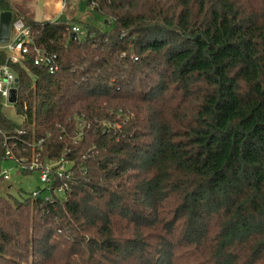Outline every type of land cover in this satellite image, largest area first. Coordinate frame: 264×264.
Segmentation results:
<instances>
[{
  "label": "trees",
  "instance_id": "trees-1",
  "mask_svg": "<svg viewBox=\"0 0 264 264\" xmlns=\"http://www.w3.org/2000/svg\"><path fill=\"white\" fill-rule=\"evenodd\" d=\"M83 1L109 30L72 32V0L54 22L0 0L33 40L23 65L0 54V164L4 140L70 164L44 199L0 195V264H264V0Z\"/></svg>",
  "mask_w": 264,
  "mask_h": 264
},
{
  "label": "built area",
  "instance_id": "built-area-1",
  "mask_svg": "<svg viewBox=\"0 0 264 264\" xmlns=\"http://www.w3.org/2000/svg\"><path fill=\"white\" fill-rule=\"evenodd\" d=\"M66 7V0H63V8ZM72 32L80 33L78 27H73ZM33 45V40L30 35V29L25 25L22 19L12 20L9 40L6 44H0V54L3 53L7 60L13 64L23 65L30 55V46ZM33 65L37 67H44L50 74L58 71V66L55 64V57L49 56L44 50L34 49ZM12 90L18 93V81L14 73L6 66L0 65V101L5 99L9 101V96ZM2 107V105H1ZM0 107V108H1ZM3 108V107H2ZM4 109V108H3ZM42 141L31 146L32 150H41ZM2 147L4 148L3 160H13L17 164L20 172L30 173L32 171L38 172L39 181L45 186L46 191H50L56 180H66L69 177L66 164L68 162L62 159L56 161H40L37 157L32 156L28 161L25 158L17 159L12 148L8 146L7 140H4ZM17 153H19L17 151ZM8 176L5 172L0 171V184L8 181ZM67 188V184L59 185L55 189V194H62ZM38 197V192L31 195Z\"/></svg>",
  "mask_w": 264,
  "mask_h": 264
},
{
  "label": "rangeland",
  "instance_id": "rangeland-1",
  "mask_svg": "<svg viewBox=\"0 0 264 264\" xmlns=\"http://www.w3.org/2000/svg\"><path fill=\"white\" fill-rule=\"evenodd\" d=\"M70 7L71 10L69 12V16H73L76 20L75 27L79 28L80 37L84 35L86 28L85 22L89 25L96 26L101 31H107L110 29V27L106 26L101 19L96 17L90 10L87 9L83 0H72ZM1 105L4 108V115L6 118L12 121H19V118L15 114L13 103L2 99L0 101V107ZM66 167H70V164L67 163ZM0 171L5 172L9 178L8 181L0 184V195L7 194L14 198L24 199L37 191L43 190L41 192V197L43 199L47 197L48 192L44 191L45 186L39 181L38 172L32 171L26 174L22 173L13 160L2 161L0 164Z\"/></svg>",
  "mask_w": 264,
  "mask_h": 264
},
{
  "label": "crops",
  "instance_id": "crops-1",
  "mask_svg": "<svg viewBox=\"0 0 264 264\" xmlns=\"http://www.w3.org/2000/svg\"><path fill=\"white\" fill-rule=\"evenodd\" d=\"M19 18L37 22H54L62 16L63 0H9Z\"/></svg>",
  "mask_w": 264,
  "mask_h": 264
},
{
  "label": "water",
  "instance_id": "water-1",
  "mask_svg": "<svg viewBox=\"0 0 264 264\" xmlns=\"http://www.w3.org/2000/svg\"><path fill=\"white\" fill-rule=\"evenodd\" d=\"M12 22L11 12L0 13V44H6L9 40L10 28ZM16 90H12L9 96V102L15 104L17 101Z\"/></svg>",
  "mask_w": 264,
  "mask_h": 264
}]
</instances>
